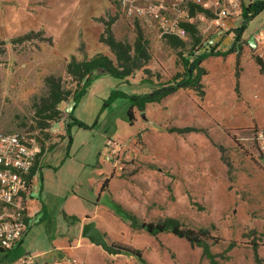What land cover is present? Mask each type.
Returning a JSON list of instances; mask_svg holds the SVG:
<instances>
[{"label": "rangeland", "instance_id": "374dc122", "mask_svg": "<svg viewBox=\"0 0 264 264\" xmlns=\"http://www.w3.org/2000/svg\"><path fill=\"white\" fill-rule=\"evenodd\" d=\"M113 7L105 0L102 3L99 0H0V133H29L35 136L44 151H47V162L58 164V167L48 169L62 171L60 179L66 180L62 187L68 186L71 182L75 183V180L88 185L87 181L91 177L97 178L99 175V167H96L98 160L101 167L109 169L103 156L97 153L99 148L106 149V143L116 142L124 146L129 142L134 144L145 142L141 135L137 136L136 128L131 126L137 117V108H134V120L131 123L130 99L118 95L109 101L115 92L142 94L146 87L135 85L137 83L135 81L139 80L137 75L140 73L148 80L160 79L156 76L158 68L150 69L144 66L156 62L162 65L171 59L175 67L180 68L175 74L171 72L173 74L166 77L168 82L173 81L172 86L179 87L189 79L185 67L186 61L191 64L193 58L190 54H193L194 46L174 41V47L179 49L174 57L166 55L156 57L150 53V57L132 56L135 67L132 69L117 67L124 72L131 70L128 82L102 74L92 80L87 92L75 103L74 94L83 88L86 78H81L74 64L91 60L101 54L109 57L117 65L114 52L100 41L102 36L104 39L109 37L108 30L116 41L131 48L135 46L136 38L125 32L120 22L114 24L116 19L123 16L117 5L113 4ZM233 32L236 36V30ZM199 43L198 41L197 44ZM203 49L205 53L210 52L213 55L221 53L214 48ZM239 52L241 53V48ZM241 55L239 64L238 59L236 63L238 74L242 67ZM255 61L257 63V60ZM257 65L261 67L258 63ZM162 89L165 88L161 87L160 90ZM126 95L130 96L129 93ZM198 121L199 119L192 117V123ZM68 126H71L70 135L67 133ZM186 128L204 131L203 128L192 125ZM171 129L174 128L166 127L164 130L169 132ZM205 130L210 132V140L216 147V155L226 167L225 186H222L220 176L216 185H212V179L203 187L199 184L193 185V188L198 187V191L188 193L189 198L185 201V198L181 197L185 185L180 183L179 172L162 169L166 182L163 180L160 184V190L153 202L151 204L148 202L150 204L148 211L144 210V205L148 206L144 199L134 201L135 211L140 212L136 216L137 227L132 229L129 237L126 236L129 243H110L116 249L130 247L137 250L141 252L147 264H202L201 248L192 247V251L188 242L172 234L151 236L140 228L142 224L174 220L180 226L207 231L210 239L205 236V241L211 252L217 256L218 264H253L250 261L251 249L247 246L243 249L241 246L236 247V244L243 246L252 241L249 240L247 232L246 234L242 232L241 236L236 234L234 238L226 237L232 242L224 244V237L218 235L215 230L218 228L232 237L231 231L237 228L245 230L254 223L264 225V214L250 215L237 207L228 210L223 207L221 214L219 212L217 215L206 205L207 194L214 191L225 192L226 200L227 196L233 195L234 197L240 195V198L247 200L253 194L258 203L264 205V156L259 152L257 145L258 128L231 130L216 128L210 123V127ZM191 133L196 132L186 134ZM54 144L55 146L49 150ZM73 159H76L75 162H72ZM209 159L212 157L209 156ZM51 179L53 182L48 191L52 192L51 195L55 198L58 189L55 186L54 174L51 175ZM176 189L179 190L177 194ZM146 191L150 192L149 188ZM27 198L39 202L41 200L39 192L33 195L31 192ZM45 201L49 204V196H45ZM114 209L119 213L116 208ZM55 216L53 209L49 208L48 214L43 205L39 206L34 218L30 220V229L32 230L34 226L37 228L32 237L38 242L51 237L55 228ZM255 219H258L257 222ZM209 223L211 225H208ZM253 241V244L262 243L263 238L256 234ZM108 255H123L130 259V263L121 260L108 264H141L138 259L122 252ZM0 256L7 262L12 260L16 253L0 250ZM259 264L264 263L259 260Z\"/></svg>", "mask_w": 264, "mask_h": 264}, {"label": "crops", "instance_id": "0c3cea01", "mask_svg": "<svg viewBox=\"0 0 264 264\" xmlns=\"http://www.w3.org/2000/svg\"><path fill=\"white\" fill-rule=\"evenodd\" d=\"M99 1L102 3L104 0ZM110 1L105 0L107 4L112 5V8H114L113 4L119 7L115 2ZM261 1L264 0H242L238 14L218 19V0H202L198 3L191 0H166L165 14L169 18L185 16L181 23V26L189 33V39L185 41L174 37L160 38L156 31L147 29L139 21L126 18L120 7L123 17L116 19L114 24L120 22L123 30L136 39L141 36L144 43H148L146 44L147 52L156 57L175 56L179 49L171 44V40L186 46H194V50L214 48L224 53L234 46L233 31L240 25L243 7ZM136 2L138 5L146 6L154 0H136ZM183 11L184 13L181 14ZM190 31L195 33V38ZM241 39L243 43L237 44L236 52L226 56L209 57L201 63V68L207 72L201 77L202 92L194 86L178 87L172 86L173 81L168 82L166 77L175 74L180 68L175 67L171 59L163 62V67L158 62L144 66L150 69L158 68L156 76L160 79L148 80L145 75L138 74L139 80L135 81L137 82L135 85H143L146 89L142 94L126 92L130 96L151 94L161 87H177V89L160 102L147 104L143 111L135 108L137 117L131 126L136 128L137 136L141 135L145 142L139 144L129 142L114 154L112 151L108 152L110 148H107V143L106 149H97V153L103 156L109 169L101 167L98 160L96 167H99V175L97 178L91 177L87 181L88 185L75 180V183L71 182L68 186L62 187L66 183V180L60 179L62 171L48 169V167L56 168L58 164L47 162V151H44L31 173L29 192V194L32 192V195L39 192L41 200L39 202L33 198L32 200L27 198L28 233L22 243L13 250L16 256L7 262L0 256V264L13 263L26 254L34 257L33 264H68L67 260L72 258L78 259L83 264H108L121 260H127L130 263L129 257L110 256L100 246L84 238L82 235L84 226L94 223L109 243H129L126 236L129 237L133 228L124 213L136 217L140 212L135 211L134 201L144 199L146 204L153 202L160 190V184L163 180L166 182L162 169L179 172L180 183L185 185L184 194H181L185 201L188 200L189 194L198 191V187L193 188V185L199 184L203 187L209 184L211 179L212 185H216L220 176L222 186H225L226 167L216 155V147L210 140L211 134L205 129L210 127V123L216 128L231 130L253 127H257L258 130L264 129V72L255 61L258 57L264 62V11L249 23ZM198 41L199 44H197ZM240 48L242 67L238 74L236 63ZM164 78H166L165 82ZM128 80L129 77L124 81L128 82ZM192 117L199 119L198 123H192ZM190 125L203 128L204 131L188 135L164 130L166 127L184 129ZM209 156L212 157L211 160ZM73 160L72 162H75L76 159ZM52 174L58 189L55 198L51 195L52 192L48 191V187L50 188L53 182ZM147 188L150 192L146 191ZM178 191L176 189V194ZM46 195L49 196V204L45 201ZM226 195L225 192H209L207 208L217 215L219 212L221 214L223 207L225 210L237 207L250 215L264 214V205L258 203V199L253 194L247 200L240 198V195L227 196L226 200ZM114 204L119 205L122 213L116 212ZM150 204L147 207L144 205V210L148 211ZM41 205L46 208L48 214L49 208L54 210L56 221L51 237L46 241L38 242L32 237V233L37 228L34 226L32 230L30 229V220L32 221L37 208ZM257 220L255 219V222ZM215 232L224 237V244L232 242L226 237L234 238L236 234L241 236L242 232L245 234L247 232L249 240L252 241L243 246L236 244V247L241 246L243 249L247 246L252 253L250 261L253 264H259V260L264 263V225L254 223L245 230L237 228L231 231L232 237L218 228ZM256 234L263 238L262 243L253 244ZM190 249L193 251L191 246ZM238 251L241 250L238 249ZM201 257H203L202 264H210L204 257L203 250Z\"/></svg>", "mask_w": 264, "mask_h": 264}, {"label": "built area", "instance_id": "2783aa9c", "mask_svg": "<svg viewBox=\"0 0 264 264\" xmlns=\"http://www.w3.org/2000/svg\"><path fill=\"white\" fill-rule=\"evenodd\" d=\"M119 5L126 18L139 21L144 27L156 31L160 38L174 37L181 41L189 39L186 28L181 26L185 16L176 19L166 14V0H154L141 6L136 0H111ZM198 3L202 0H191ZM242 0H218V19L238 14ZM184 13L181 12V14ZM205 53L196 48L194 56ZM257 145L264 156V129L257 130ZM122 144L108 142V152L120 151ZM112 148V150H111ZM44 149L37 138L29 133H0V250L13 251L26 237L29 230L27 197L31 187V173ZM34 257L26 254L10 264H33ZM68 264H83L78 259L67 260Z\"/></svg>", "mask_w": 264, "mask_h": 264}, {"label": "trees", "instance_id": "16d2710c", "mask_svg": "<svg viewBox=\"0 0 264 264\" xmlns=\"http://www.w3.org/2000/svg\"><path fill=\"white\" fill-rule=\"evenodd\" d=\"M263 11H264V1L255 2L243 8L241 22L239 27L236 29L235 43L234 46L229 51L224 53H218L217 55H213L210 52L203 53L202 55L199 56H194L193 54H190V56L193 59L191 61V64L189 63V61H186V67H185L187 68L189 79L181 83L179 86L180 87L194 86L199 91L202 92L203 87L201 85V77L206 75L207 72L206 70L201 68V63L211 56H226L230 53L236 52V46L238 43H240L242 35L247 29L249 23L252 20H254ZM107 32L109 37L107 39H104V36H102L100 41L107 44L109 48L112 50V52H114L117 59V65H115L114 62L109 57L101 54L95 56L91 60H86L80 64H74V67L77 68V71L81 75V78L82 79L86 78L83 88L79 92L74 94L73 100L75 103H77L80 100V98L87 92L92 80L95 77H98L102 74H107L115 78L125 80L132 74L131 70L124 72V71H120L117 67H131L132 69V67H135L134 58L132 56L137 57L139 55H143L146 57H150V54L147 52L146 49V44L144 43L141 36L137 37L134 48H131L129 45H125L122 42L116 41L111 31L108 30ZM190 32L191 35L195 38V33L193 31ZM174 41L178 43V41L176 40H172L170 42L173 44ZM240 55L241 53L238 51V64H239ZM256 60L257 63L261 66L262 72H264V62L260 58H257ZM176 89L177 87H169L162 90L160 89L156 90L152 94L133 95V96H127L124 93L115 92L114 94L111 95L109 101H111L118 95L129 98L131 101V107L129 109V119L130 122L132 123V121L134 120V108L143 111L146 108L147 104L160 102L163 98L174 92ZM107 104L108 102L105 105ZM48 119H52V118H48ZM75 122L77 123L78 121L75 120ZM80 126L82 127L83 125L80 124ZM70 129L71 126H68L67 127L68 135H70ZM197 131L200 132L201 130H197L193 128L170 130V132H176L180 134L197 132ZM8 134H21V133H8ZM54 146L55 144L52 145L49 148V150L52 149ZM114 206L116 207L119 213H122L119 205L114 204ZM124 215L126 216V219L131 222L132 228L137 227L138 224L137 217L127 213H124ZM140 228L144 229L151 236H156L160 234H172L173 236L179 239H183L186 242H188L191 247L201 248L203 250L204 257H206L209 260L210 264H218L217 256L211 252L210 246L205 241L206 239L205 236H207V239H210L208 232L205 230L197 231L191 228H186L184 226H180L174 220H169L163 223L142 224ZM118 250L123 254L138 259L141 264H147V261L143 259L141 252L137 250L131 249L130 247H119Z\"/></svg>", "mask_w": 264, "mask_h": 264}, {"label": "water", "instance_id": "95a60500", "mask_svg": "<svg viewBox=\"0 0 264 264\" xmlns=\"http://www.w3.org/2000/svg\"><path fill=\"white\" fill-rule=\"evenodd\" d=\"M83 237L88 239L93 244L100 246L108 254H119L120 251L108 242L105 236L99 231L94 223H90L83 228Z\"/></svg>", "mask_w": 264, "mask_h": 264}]
</instances>
